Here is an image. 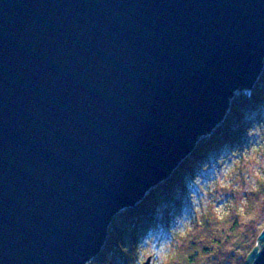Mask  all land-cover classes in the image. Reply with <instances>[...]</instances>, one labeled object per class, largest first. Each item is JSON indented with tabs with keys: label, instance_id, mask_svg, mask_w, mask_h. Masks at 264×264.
Listing matches in <instances>:
<instances>
[{
	"label": "water",
	"instance_id": "95a60500",
	"mask_svg": "<svg viewBox=\"0 0 264 264\" xmlns=\"http://www.w3.org/2000/svg\"><path fill=\"white\" fill-rule=\"evenodd\" d=\"M263 70L264 0H0V264H88Z\"/></svg>",
	"mask_w": 264,
	"mask_h": 264
},
{
	"label": "trees",
	"instance_id": "16d2710c",
	"mask_svg": "<svg viewBox=\"0 0 264 264\" xmlns=\"http://www.w3.org/2000/svg\"><path fill=\"white\" fill-rule=\"evenodd\" d=\"M226 117L215 133L205 138L140 206L114 217L103 250L90 264H128L146 230L156 229L169 216L171 224L184 211L189 201L182 184L203 172L210 159L232 150L234 145L241 146L249 137V130L264 120V70L251 91L234 97ZM247 206L243 213L234 209L223 216L209 214L196 221L181 235L178 247L165 264H249L248 256L264 229L257 220L264 214V181L248 194Z\"/></svg>",
	"mask_w": 264,
	"mask_h": 264
},
{
	"label": "rangeland",
	"instance_id": "374dc122",
	"mask_svg": "<svg viewBox=\"0 0 264 264\" xmlns=\"http://www.w3.org/2000/svg\"><path fill=\"white\" fill-rule=\"evenodd\" d=\"M241 92L249 91H239L235 96ZM249 131V137L241 146L234 145L232 150L210 159L204 164L203 172L196 173L192 180L182 184L186 188L189 205L183 207L181 214L175 215L171 224L169 216L156 229L146 230L142 239L137 241L128 264H142L149 256L152 258L151 264H165L178 247L181 235L196 221L209 214L223 216L234 209L239 213L245 211L248 207V194L261 187L264 181V120ZM157 187L152 190L155 191ZM126 210L129 209L123 211ZM257 220L258 226H263L264 214Z\"/></svg>",
	"mask_w": 264,
	"mask_h": 264
},
{
	"label": "bare ground",
	"instance_id": "6f19581e",
	"mask_svg": "<svg viewBox=\"0 0 264 264\" xmlns=\"http://www.w3.org/2000/svg\"><path fill=\"white\" fill-rule=\"evenodd\" d=\"M205 138V137H204ZM203 139V138H202Z\"/></svg>",
	"mask_w": 264,
	"mask_h": 264
}]
</instances>
